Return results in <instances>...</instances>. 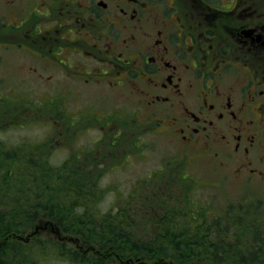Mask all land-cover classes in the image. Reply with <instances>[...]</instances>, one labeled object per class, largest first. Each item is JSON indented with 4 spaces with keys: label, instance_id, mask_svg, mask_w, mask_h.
Masks as SVG:
<instances>
[{
    "label": "flooded vegetation",
    "instance_id": "af4514ba",
    "mask_svg": "<svg viewBox=\"0 0 264 264\" xmlns=\"http://www.w3.org/2000/svg\"><path fill=\"white\" fill-rule=\"evenodd\" d=\"M0 8V46H24L59 70L74 54L81 68L93 61L97 82L131 89L145 130L173 139L181 166L204 159L215 187L229 179L243 187L220 216H264V0H0ZM256 227L260 245L264 225Z\"/></svg>",
    "mask_w": 264,
    "mask_h": 264
},
{
    "label": "rangeland",
    "instance_id": "374dc122",
    "mask_svg": "<svg viewBox=\"0 0 264 264\" xmlns=\"http://www.w3.org/2000/svg\"><path fill=\"white\" fill-rule=\"evenodd\" d=\"M5 10L0 8V18H7ZM25 49L0 46L1 148L25 147L35 159L54 166L73 156L86 177L98 181L99 200L93 208L100 216L108 215L110 221L125 211L122 223L126 218L133 220L131 229L138 235H147L153 231L151 227L160 231V224L190 230L193 223L206 219L213 224L232 221L235 225L230 229L216 227L222 236H215L216 240L235 243L243 255L252 248L260 228L256 225H264V216L247 211L242 216H220L221 208L239 201L240 184L229 179L215 187L216 174L204 159L181 166V149L173 139L157 129L154 133L145 130L143 112L131 89L116 90L105 80L97 82L93 61L81 68L78 61L82 57L74 54L68 57L70 68L59 70L50 65L47 56L36 57ZM74 71L88 72L92 79L84 82ZM152 188L157 189L156 194ZM141 192L140 199L132 197ZM130 198L137 205L134 211L126 207ZM261 206L264 208V202ZM217 232L215 229L214 235ZM54 235L52 231L39 235L24 251L27 261L14 264H74L69 257H55L54 245L68 251L75 245L61 243ZM39 242L45 249L37 247Z\"/></svg>",
    "mask_w": 264,
    "mask_h": 264
},
{
    "label": "trees",
    "instance_id": "16d2710c",
    "mask_svg": "<svg viewBox=\"0 0 264 264\" xmlns=\"http://www.w3.org/2000/svg\"><path fill=\"white\" fill-rule=\"evenodd\" d=\"M70 159L58 166L47 165L29 155L25 147H0V264L27 261L24 251L31 245L14 236L25 235L39 220L53 221L62 233L90 247L68 251L53 246L55 257H69L74 264H264V234L258 245L255 233L252 248L243 255L235 243L216 240L215 236L222 238L221 230L207 219L193 223L190 230L168 223L160 224V231L151 227L147 235H138L129 218L122 223L125 211L114 221L108 215L100 216L92 206L99 200L98 181L86 177L79 160ZM37 247L45 249L41 242Z\"/></svg>",
    "mask_w": 264,
    "mask_h": 264
}]
</instances>
